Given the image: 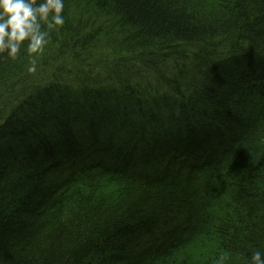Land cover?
<instances>
[{
  "label": "trees",
  "instance_id": "16d2710c",
  "mask_svg": "<svg viewBox=\"0 0 264 264\" xmlns=\"http://www.w3.org/2000/svg\"><path fill=\"white\" fill-rule=\"evenodd\" d=\"M64 2L45 71L26 75V46L0 55V264H98L93 248L153 211L176 228L153 257L114 264H250L243 247L264 252V0Z\"/></svg>",
  "mask_w": 264,
  "mask_h": 264
},
{
  "label": "clouds",
  "instance_id": "9594fccd",
  "mask_svg": "<svg viewBox=\"0 0 264 264\" xmlns=\"http://www.w3.org/2000/svg\"><path fill=\"white\" fill-rule=\"evenodd\" d=\"M64 10V0H0V55L16 60L26 46L28 71L35 73L36 56L44 53L51 32L65 25ZM250 264H264V252L252 253Z\"/></svg>",
  "mask_w": 264,
  "mask_h": 264
},
{
  "label": "bare ground",
  "instance_id": "6f19581e",
  "mask_svg": "<svg viewBox=\"0 0 264 264\" xmlns=\"http://www.w3.org/2000/svg\"><path fill=\"white\" fill-rule=\"evenodd\" d=\"M247 46H249V48L253 49V47L251 46V42L249 40H247V43H245ZM62 62H64L62 60ZM30 72L28 71L26 73L29 74ZM22 78H24V76H22ZM253 85V84H252ZM254 86V85H253ZM263 88L264 89V85H258V88ZM82 137H77V139L75 138L74 140V145L72 146L73 148H81L82 147ZM70 148V147H68ZM203 159V158H202ZM191 165H196V163L191 162ZM219 190H221L219 187L217 188H213V190H211L212 192L209 193L210 197L209 199L212 200V202H215V199L218 198V194ZM235 196V189L232 190L231 192H229L228 194L225 193V202H231L232 204H234L233 201H235L234 199ZM170 220L169 217H167L165 214L163 213H157V212H152L150 213V216L147 215L142 219L136 220V219H129L127 221V225L128 227L124 226L123 228H120L119 230L117 229V233L114 232V235L111 234V237L114 236L113 239H115L118 243H115L112 246L111 251H107L104 255L101 254V251L103 250V248L99 245L96 246L95 248L92 249L90 255L91 258H94V260L96 262L101 263V264H114L115 260H119V256L122 257V260L129 257V255H131L130 253L134 252L133 248H136V252H139L140 250H145V254L153 257V253H152V246L155 243L154 239H156L160 233V231L162 230V233L164 231H172L173 229H175L177 226V224H172V222H168ZM138 221H141L138 222ZM217 226V225H216ZM217 230H222V227L217 226L216 228ZM155 231L156 234L153 232ZM223 232L224 235L226 236V238L222 239V242L224 245H228L230 244V242L234 239H230L229 238H235L236 234H237V230H235L232 226H226L225 228H223ZM215 236L213 234L207 236V235H201V237L199 238L200 241H204L206 242V240L208 239H214ZM110 239V240H113ZM195 247V246H194ZM252 247L246 246L243 247V253L245 255L250 256V254L254 253L255 250L254 248L252 250H249ZM118 249H122L120 250V253L117 252ZM194 253V252H193ZM162 254H164L163 252L160 254L161 256L158 257V261H156L154 259L153 263L154 264H162V263H166L163 261L162 259ZM166 254V253H165ZM122 255V256H121ZM180 260L179 258V253H175L173 260L171 263H177ZM125 261V260H123ZM122 262V261H121ZM119 262V263H121ZM187 264V263H185Z\"/></svg>",
  "mask_w": 264,
  "mask_h": 264
},
{
  "label": "rangeland",
  "instance_id": "374dc122",
  "mask_svg": "<svg viewBox=\"0 0 264 264\" xmlns=\"http://www.w3.org/2000/svg\"><path fill=\"white\" fill-rule=\"evenodd\" d=\"M71 58V56L69 55L68 57H66V59L67 60H69ZM37 62H39V61H37ZM48 64V62H45V65H47ZM37 70H41V71H45V67L43 66H40L39 65V68H37ZM56 70V68H54V71ZM82 73H84V74H86V73H92V71L91 70H86V71H84V72H82ZM46 74H47V78H49L48 76H50V72H46ZM77 77V79L79 80V81H82V76L80 75V77H78V76H76ZM3 94H4V92H3ZM2 104H0V107L2 108ZM194 147H192V146H190V148H189V150L190 151H192V152H194ZM209 244V246L211 247V248H214L213 247V243H211V242H209L208 243ZM206 250V246H205V243H202L201 241L199 242V244H197V245H195V247L192 249V253L194 252V253H200V252H204Z\"/></svg>",
  "mask_w": 264,
  "mask_h": 264
}]
</instances>
